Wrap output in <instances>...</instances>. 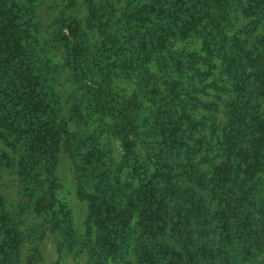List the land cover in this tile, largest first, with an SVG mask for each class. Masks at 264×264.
Masks as SVG:
<instances>
[{
    "label": "trees",
    "instance_id": "1",
    "mask_svg": "<svg viewBox=\"0 0 264 264\" xmlns=\"http://www.w3.org/2000/svg\"><path fill=\"white\" fill-rule=\"evenodd\" d=\"M116 3L86 0L84 29L60 16L54 39L41 40L42 0H0V142L18 145L53 179L38 186L34 207L57 214L65 153L98 264H221L223 254L264 264V0ZM93 27H115L110 37L122 40V53L90 42ZM193 38L199 50L174 48ZM117 79L136 81L132 96L111 90ZM102 135L117 141L118 161ZM128 202L124 216L135 222L117 237L105 228L116 216L106 217ZM3 241L0 264H14Z\"/></svg>",
    "mask_w": 264,
    "mask_h": 264
},
{
    "label": "rangeland",
    "instance_id": "2",
    "mask_svg": "<svg viewBox=\"0 0 264 264\" xmlns=\"http://www.w3.org/2000/svg\"><path fill=\"white\" fill-rule=\"evenodd\" d=\"M43 5L40 7V17L42 30L40 32L41 40L54 39L52 25L54 20L60 16L61 19H69L71 17L80 20L81 27L84 29L86 24V16L88 9L86 0H42ZM111 1V0H109ZM119 1V3H118ZM117 9L125 5V0H114ZM119 14V12L117 13ZM94 33L89 35L90 42L98 43L101 49L111 50L115 48L118 53H122V40L112 38L111 30H117L115 27H108L107 32H99L96 27H93ZM88 29L87 32H90ZM104 33V34H103ZM107 38V41H105ZM187 46V47H186ZM186 47L189 49H200L201 43L199 39H186L177 41L174 48L181 49ZM107 48V49H106ZM98 49L99 54L103 51ZM97 51V52H98ZM55 62L60 63L59 54L55 53ZM62 63V62H61ZM113 91L119 92L121 95L132 96L136 87L135 80L117 79L111 80ZM91 86V85H88ZM61 101L65 108L72 103L71 93L73 89L69 83L65 82L60 86ZM211 102H219L214 100V97H206ZM216 132L221 133V126L224 125L223 113H216ZM67 118V116H65ZM106 127L108 120L105 121ZM70 126L71 124L68 123ZM91 130L95 134H101L103 124L92 119ZM104 134V133H103ZM105 135V134H104ZM104 135L98 137L101 145L105 150L112 149L113 153L110 155L116 161L120 158V149L117 141L112 137L105 139ZM101 136V135H100ZM0 153H3L4 160L0 163V170L4 171L0 179V198L2 200L0 208V218L4 225H0V239H4V252L10 255L11 261L14 264H98L91 260L94 258L91 243H87V235L85 233L86 226L84 224L86 218V203L81 200L73 185L72 179V162L67 158V154L61 153L59 155V167L55 177L58 180L59 187L56 191L55 197L57 207L55 211L57 214H51V210L46 209L45 203L42 207L35 208L33 205L34 193L38 190V186L47 188L51 183L46 178V174L42 173L43 169L40 165L35 164L29 158L22 159L23 152L19 146L13 147L9 142H0ZM3 157V156H2ZM1 159V158H0ZM36 173L34 174V172ZM30 179L33 180L30 183ZM32 184V185H30ZM60 206H65L71 216L73 227L76 230V235L72 228L65 222L63 214L60 212ZM132 204L122 203L121 206L110 212L112 215L108 217H115V220L108 223L105 228L119 237L123 230L129 231L130 227L135 222V215H132L133 220L127 221V215L124 212L131 209ZM124 216V217H123ZM130 226V227H129ZM92 239L94 237L92 236ZM81 240V241H80ZM111 258H108V260ZM217 262L221 264H239L230 254H223L218 257ZM123 264L124 262L112 260L110 264Z\"/></svg>",
    "mask_w": 264,
    "mask_h": 264
}]
</instances>
